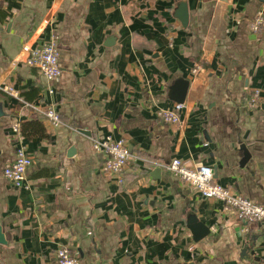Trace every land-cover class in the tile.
<instances>
[{
    "label": "crops",
    "instance_id": "obj_1",
    "mask_svg": "<svg viewBox=\"0 0 264 264\" xmlns=\"http://www.w3.org/2000/svg\"><path fill=\"white\" fill-rule=\"evenodd\" d=\"M182 2L187 27L176 16ZM263 5L0 0V264H57L62 246L83 264H264V225L245 224L168 168L176 158L211 166L217 183L264 205V26L251 29ZM53 36L63 73L49 81L25 56ZM178 79L190 81L182 124L157 115L177 103L170 92ZM5 87L55 105L62 124ZM32 119L49 138L22 135ZM105 135L132 152L121 181L94 151L93 139ZM243 145L251 154L244 166ZM20 146L33 165L16 187L4 168ZM190 214L210 228L199 242Z\"/></svg>",
    "mask_w": 264,
    "mask_h": 264
},
{
    "label": "built area",
    "instance_id": "obj_2",
    "mask_svg": "<svg viewBox=\"0 0 264 264\" xmlns=\"http://www.w3.org/2000/svg\"><path fill=\"white\" fill-rule=\"evenodd\" d=\"M264 26V5L257 13L251 23V29L258 32ZM25 63L37 69L47 80L54 81L61 77L63 70L60 64V50L57 37L53 36L50 40L40 45L33 46L25 56ZM198 69L194 70V74ZM5 90L18 97L24 104L39 112L52 125H61L62 117L52 104H37L23 100L18 93H14L10 87ZM258 94L252 99L253 103L258 100ZM185 105L175 103L169 108L159 110L157 115L165 122L182 124L181 112ZM94 151L104 155L103 171L109 175L119 177L127 167L132 152L122 138H115L112 135H105L93 139ZM33 165V158L23 147H18L16 157L13 162L4 168L5 177L16 187H22L27 179L28 169ZM169 170L179 176L195 191L205 198H213L223 201L225 208L230 213H235L245 224L260 223L264 225V205L253 202L241 195L233 193L227 187L216 182L214 170L208 165L188 166L181 159H173L168 166ZM246 227V231H247ZM57 264H83L79 256L69 246H62L57 250Z\"/></svg>",
    "mask_w": 264,
    "mask_h": 264
},
{
    "label": "water",
    "instance_id": "obj_3",
    "mask_svg": "<svg viewBox=\"0 0 264 264\" xmlns=\"http://www.w3.org/2000/svg\"><path fill=\"white\" fill-rule=\"evenodd\" d=\"M260 1L264 2V0H260ZM176 16L182 22L184 27L188 26L189 10L186 3L184 2L180 3V6L176 11ZM113 41L114 38L111 37L110 39H108L107 43L112 44ZM189 85H190L189 80L178 79L171 87L170 98L177 103H184L186 96L188 94ZM261 107L264 109V102L261 104ZM4 115L5 113L2 110V107L0 106V117ZM80 131L86 132L85 130H80ZM242 150L244 152V157L242 159L241 165L244 166L249 162L251 158V154L245 145L242 146ZM187 227L192 232L193 239L196 242L201 241L210 234V228L205 223L200 221L198 217L194 214H190L187 217ZM6 242H7L6 236L3 233L2 224L0 222V244H6Z\"/></svg>",
    "mask_w": 264,
    "mask_h": 264
},
{
    "label": "trees",
    "instance_id": "obj_4",
    "mask_svg": "<svg viewBox=\"0 0 264 264\" xmlns=\"http://www.w3.org/2000/svg\"><path fill=\"white\" fill-rule=\"evenodd\" d=\"M21 133L23 136L33 138H49L46 127L39 119H32L22 124Z\"/></svg>",
    "mask_w": 264,
    "mask_h": 264
}]
</instances>
